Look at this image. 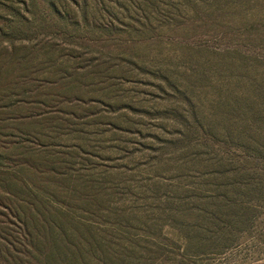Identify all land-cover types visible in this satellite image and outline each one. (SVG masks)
<instances>
[{
  "label": "rangeland",
  "instance_id": "1",
  "mask_svg": "<svg viewBox=\"0 0 264 264\" xmlns=\"http://www.w3.org/2000/svg\"><path fill=\"white\" fill-rule=\"evenodd\" d=\"M1 178L0 264H264V0H0Z\"/></svg>",
  "mask_w": 264,
  "mask_h": 264
},
{
  "label": "trees",
  "instance_id": "2",
  "mask_svg": "<svg viewBox=\"0 0 264 264\" xmlns=\"http://www.w3.org/2000/svg\"><path fill=\"white\" fill-rule=\"evenodd\" d=\"M44 165L43 162H41L40 160L34 162V169L38 172V185L41 186V180L40 177H42L41 175V167ZM44 171V169H43ZM43 183V182H42ZM44 184V183H43ZM24 187L25 184L22 186V188L18 187V186H14L13 181L6 179V178H1L0 179V204L2 205H6L7 208H9V210H11V212L14 214H17L16 212H18V214L20 213V208L21 211L24 213V217H25V221H24V225H25V231L27 233V235L32 236L33 238H37L40 236H49L50 234L52 235V238H55L58 235H63V232H59L58 227L61 228V226L59 225V217L58 214L55 213L53 215V213L47 215L45 213V204L44 201L41 199L35 200V197H33L34 199H32V203H35L36 205H38V212L36 211V213L30 211V208L25 209L22 206L20 207L19 205V196L21 193H23L24 191ZM9 195V199L8 197H3L4 195L6 196ZM39 198V197H38ZM53 225V227H52ZM32 232V233H31ZM32 234V235H31ZM56 243V242H55Z\"/></svg>",
  "mask_w": 264,
  "mask_h": 264
}]
</instances>
